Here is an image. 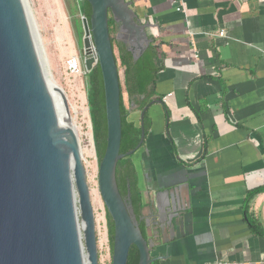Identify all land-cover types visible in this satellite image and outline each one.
Segmentation results:
<instances>
[{
    "label": "crops",
    "instance_id": "1",
    "mask_svg": "<svg viewBox=\"0 0 264 264\" xmlns=\"http://www.w3.org/2000/svg\"><path fill=\"white\" fill-rule=\"evenodd\" d=\"M128 1L159 50V99L130 157L154 255L166 256L159 264H264V237L243 205L263 188L248 212L264 228V0ZM166 190L185 210L176 228L159 230L151 217L157 200L169 205Z\"/></svg>",
    "mask_w": 264,
    "mask_h": 264
},
{
    "label": "water",
    "instance_id": "2",
    "mask_svg": "<svg viewBox=\"0 0 264 264\" xmlns=\"http://www.w3.org/2000/svg\"><path fill=\"white\" fill-rule=\"evenodd\" d=\"M87 2L91 14L89 22L82 16L79 51L87 91V74L97 63L103 80L107 134L97 180L113 222L111 264H126L132 245L139 253L138 264H150L166 256L154 255L140 228L142 216L138 219L121 196L115 177L118 160L142 145L145 132L141 121L138 145L120 153V82L109 12L118 24L116 39L135 60L153 41L147 33L152 24L142 22L128 0ZM55 93L69 113L64 90L48 77L24 0H0V264H100L84 158L76 133L58 117ZM165 193L169 205L157 200L151 217L159 230L176 228L185 210L179 195Z\"/></svg>",
    "mask_w": 264,
    "mask_h": 264
},
{
    "label": "trees",
    "instance_id": "3",
    "mask_svg": "<svg viewBox=\"0 0 264 264\" xmlns=\"http://www.w3.org/2000/svg\"><path fill=\"white\" fill-rule=\"evenodd\" d=\"M82 6L80 13L86 17L89 22L91 14V6L87 0H81ZM79 33L83 36L82 17L79 19ZM108 27L111 37L115 62L119 71L120 82V113H121V142L120 153H126L134 149L140 140L141 136V121L145 134L150 127L147 109L144 111L142 120L134 121L129 118L131 104L137 103L140 100L138 109L143 111L144 107H148L154 100L159 99L155 96V84L159 67L156 60L159 55V50L152 36H149L153 41L148 45L146 50L135 60L133 53L128 50L127 45L116 39L118 24L113 20L110 12L108 17ZM117 51V53H116ZM122 70V78L120 75ZM89 89L87 91V101L89 106L90 119L92 124L93 140L98 163L100 162L106 147V114H105V98L103 90V80L100 66L97 63L93 69L87 74ZM205 150V146H204ZM131 155L125 156L118 160L116 165V182L121 196L127 200L133 208L137 218L141 217L143 201L140 190L137 186V176L134 165L131 161ZM263 190L258 187L249 190L244 199V212L247 216L249 228L252 233L264 237V228L260 222L249 215V202L251 198ZM105 217L107 224V232L112 253L113 247V222L110 215L105 209ZM141 231L146 237L145 226L140 220ZM139 253L137 248L132 245L129 249L126 264H138ZM159 260H154L150 264H159Z\"/></svg>",
    "mask_w": 264,
    "mask_h": 264
},
{
    "label": "rangeland",
    "instance_id": "4",
    "mask_svg": "<svg viewBox=\"0 0 264 264\" xmlns=\"http://www.w3.org/2000/svg\"><path fill=\"white\" fill-rule=\"evenodd\" d=\"M24 2L50 82L61 87L66 95L72 116V129L78 137L80 152L84 158L91 202L95 212L100 264H111L105 207L98 190V160L87 101V77L79 52L82 46V37L78 32L79 19L82 17L80 13L82 2L81 0H24ZM58 8L62 14L59 13ZM69 39L71 40L68 41ZM72 49L80 64V74L73 73L67 65L68 60L73 59ZM92 53H95V50H92ZM120 75L122 78L121 69ZM79 85H82L80 91L84 93L85 100L76 89ZM85 147L92 152L87 153Z\"/></svg>",
    "mask_w": 264,
    "mask_h": 264
},
{
    "label": "bare ground",
    "instance_id": "5",
    "mask_svg": "<svg viewBox=\"0 0 264 264\" xmlns=\"http://www.w3.org/2000/svg\"><path fill=\"white\" fill-rule=\"evenodd\" d=\"M26 5V4H25ZM26 11H27V13H28V9H27V7H26ZM58 11H59V13L60 14H62V11L60 10V8H58ZM60 16V15H59ZM61 17L64 19V17H63V15H61ZM28 18H29V16H28ZM30 21V20H29ZM30 25H31V23H30ZM31 28H32V31H33V33H34V29H33V27H32V25H31ZM34 37H35V34H34ZM35 40H36V38H35ZM71 39H69L68 41H70ZM70 45H71V47H72V43H70ZM94 51V49L92 48L91 49V51ZM71 53L73 54L72 55V57L74 58V60L77 62L78 61V59L76 58V56L74 55V50L72 49L71 50ZM69 61V60H68ZM68 65V64H67ZM78 79V78H77ZM81 84V83H80ZM81 87H82V85H79V86H76V89H78L77 91H79L80 92V94H81V96L83 97V100H85L84 99V93H81ZM56 94V93H55ZM55 98H56V102H57V109H58V117H59V119H60V121L65 125V126H68V127H70L71 129H72V116H71V113L69 112V113H67L66 111H65V109H64V107H63V105H62V101H61V99H60V97H59V95L58 94H56L55 95ZM85 108V107H84ZM70 110V109H69ZM85 117H86V115H84ZM86 122V121H85ZM89 124V123H88ZM73 130V129H72ZM82 130V129H81ZM82 133V132H81ZM85 151L87 152V153H91L92 151L88 148V147H85Z\"/></svg>",
    "mask_w": 264,
    "mask_h": 264
},
{
    "label": "built area",
    "instance_id": "6",
    "mask_svg": "<svg viewBox=\"0 0 264 264\" xmlns=\"http://www.w3.org/2000/svg\"><path fill=\"white\" fill-rule=\"evenodd\" d=\"M68 66L70 68V70L75 73V74H80L81 73V70H80V64L79 62L75 61L74 58L73 59H70L68 61Z\"/></svg>",
    "mask_w": 264,
    "mask_h": 264
},
{
    "label": "flooded vegetation",
    "instance_id": "7",
    "mask_svg": "<svg viewBox=\"0 0 264 264\" xmlns=\"http://www.w3.org/2000/svg\"><path fill=\"white\" fill-rule=\"evenodd\" d=\"M81 48V47H80ZM80 48H79V50H80ZM80 52V51H79ZM143 221V220H142ZM143 223H144V221H143Z\"/></svg>",
    "mask_w": 264,
    "mask_h": 264
}]
</instances>
